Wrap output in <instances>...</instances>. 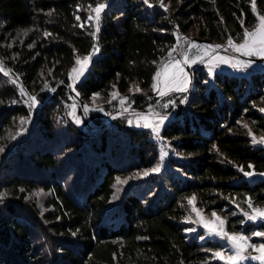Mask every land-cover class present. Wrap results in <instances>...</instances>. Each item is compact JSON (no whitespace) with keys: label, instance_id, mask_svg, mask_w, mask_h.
<instances>
[{"label":"trees","instance_id":"trees-1","mask_svg":"<svg viewBox=\"0 0 264 264\" xmlns=\"http://www.w3.org/2000/svg\"><path fill=\"white\" fill-rule=\"evenodd\" d=\"M149 2L0 0V62L26 89L0 72V264H223L213 255L222 244L193 208L215 212L229 232L264 231V221L241 224L247 201L264 208V144L252 142L264 136V71L184 66L192 92L161 97L152 88L180 40H202L190 56L229 37L242 42L258 22L252 0H162L167 10ZM97 3L106 5L98 32L88 20ZM256 10L264 15V0ZM89 55L74 91L69 73ZM96 93L109 98L106 113L85 114ZM150 109L171 115L159 141L129 123L130 112ZM160 143L170 151L165 163ZM157 164L159 172L142 175Z\"/></svg>","mask_w":264,"mask_h":264},{"label":"snow or ice","instance_id":"snow-or-ice-1","mask_svg":"<svg viewBox=\"0 0 264 264\" xmlns=\"http://www.w3.org/2000/svg\"><path fill=\"white\" fill-rule=\"evenodd\" d=\"M144 4H146L149 8L153 7V5L149 2V0H143ZM160 6L164 7L165 10H167L166 5L163 4L162 0H160ZM91 9V12L94 13V17L92 15H89L88 20H95L97 27L96 32L99 31V21L101 18V13L105 9L106 5L104 3H97V5ZM252 10L253 13L256 14L257 23L255 26L249 30L248 28L244 29V32L241 37L240 43L234 42L232 37H229L227 40V46L232 49L233 52L240 53L242 56L247 57H261L264 58V15H260L257 13L256 10V0H252ZM51 15V13H49ZM80 18L77 16V20ZM244 22L241 21V25L243 27ZM84 25L81 24L80 27H83ZM96 32L92 33L93 39H96ZM25 35L27 32L24 33ZM44 35L47 37L50 35V33H44ZM178 41L180 40V37H177ZM188 44L191 48H197L200 49V46L196 45L192 41H188ZM31 47V45H30ZM221 47L220 45H209L206 49H204V55L208 54L209 49H215ZM99 49L94 45L93 46V52H97ZM176 51L175 46L169 51L168 59L162 64L160 70H158L153 77L155 83L152 85V88L154 90L159 91V95L161 97H164L168 94V92L172 91H178V92H185L188 90L189 85V75L187 72H185L184 65L191 66L192 64L197 63L198 61L203 63L204 62V56L203 55H195L190 56L187 52L182 53L183 59H174L172 56V53ZM91 60V55L85 56L83 58L77 57L76 64L79 67H73L71 72L69 73L70 79L73 81V84L78 81L83 75L85 69L88 67V64ZM221 63H227L230 64L233 68L243 69L248 68L251 64V61L249 60H240L230 57H219V56H212L208 60V64L212 66H218ZM211 67L209 68V73L211 74ZM0 72H4V74L7 76L10 73V70L5 69L2 62H0ZM12 83H16L15 80L11 81ZM163 85V87H160V85ZM47 87V84L45 85ZM135 91L139 92L141 91L139 87L135 89ZM20 92L22 95H26L23 88L20 89ZM99 93L94 94L93 99L99 97ZM116 94H113V98H115ZM127 98H122L121 103L123 104ZM31 103L29 104V107H34L37 103L36 98L30 96L28 98ZM28 103V101H25ZM181 103H184V100L182 99L180 101ZM12 103H16V101H12ZM159 103V101L157 102ZM173 102L170 100L168 103H165L162 105L163 108H168L169 104H172ZM127 110V109H125ZM85 114H87L88 107L87 105L84 106ZM262 112H264V109H261ZM74 115V114H73ZM156 115L159 116L158 121L153 122L152 119H150V116ZM138 119H141L144 121L143 127L144 128H150L154 139L161 140L160 136V130L161 126L164 124V121L167 119L166 116H160L159 113H152V110H149L148 115H139ZM79 123L80 121L77 119L76 121ZM131 123V121H129ZM139 126V125H138ZM247 127V125H245ZM249 135H252L251 131H249ZM253 144H264V136L257 139L255 136L252 137ZM167 145H162L160 152V160L163 161L164 157L168 154L165 150ZM4 149L0 148V152H2ZM249 167H252L249 165ZM242 170V169H241ZM160 171V164H157L154 168L145 170L142 175L147 176L150 172H159ZM141 175V174H138ZM245 176H252V172H244ZM259 175L264 176V173H260ZM126 181L120 180V178H117V184L125 183ZM119 190V189H118ZM23 191V189H21ZM41 193H36L37 196H39ZM3 195V194H0ZM195 200V197L189 198V204H192ZM249 208L251 209V212L245 211L243 212V216L245 217L244 220L241 221V224H244L246 221H253L256 222L258 220H264V208L254 207L251 203V201H247ZM193 211L196 212L197 215V222L200 223L202 226H204L206 229H208V234L218 237L221 241H226L227 249L226 252L223 248L221 250H217L213 253L215 258L221 259L225 262V264H243L246 260H253V261H260V264H264V243H261L259 245H256L255 243H251L252 237H260L264 238V231H255L252 233L251 236L242 234L240 232H229L226 230V220L224 218H221L218 216L215 212L212 213L213 220L209 221L205 219L199 210L193 208ZM187 232H195V228H188L186 229ZM75 235V233H73ZM205 237L201 236L200 239L203 240ZM257 252L258 255H251L250 251Z\"/></svg>","mask_w":264,"mask_h":264},{"label":"rangeland","instance_id":"rangeland-1","mask_svg":"<svg viewBox=\"0 0 264 264\" xmlns=\"http://www.w3.org/2000/svg\"><path fill=\"white\" fill-rule=\"evenodd\" d=\"M94 17V16H93ZM94 20V19H93ZM188 41H192V42H194V40H191V39H182V40H180L179 41V43H178V45H177V48H176V51H178L180 54H181V60L183 59V57H182V53L183 52H187L188 54H189V50L191 49V47L189 46V44H188ZM195 43V42H194ZM196 45H197V42L195 43ZM207 47H201V50H200V53H201V55H203L204 56V62L203 63H201V62H197V63H195V64H192L191 66H188V65H184V66H186L190 71L192 70V69H194V67H196V65H199V66H204L205 67V69L209 72V68L211 67V75H213L214 73H227L228 74V68L229 69H231V70H233L234 72H239V73H242V74H248V73H253V72H257V71H264V58H261V57H256V56H253V57H247V56H242L240 53H237V52H233L232 51V49L231 48H229L228 46H223V47H219V48H215V49H209L208 50V54L207 55H204V49H206ZM173 56V58L174 59H176L175 57H177L175 54H173L172 55ZM212 56H219V57H230V58H235V59H240V60H249V61H251V64H250V66L248 67V68H243V69H238V68H233L230 64H227V63H221V64H219L218 66H212V65H209L208 64V60H209V58L210 57H212ZM90 63H91V60H90V62H89V64H88V67L85 69V71H84V75L78 80V81H76L74 84H73V81L71 80V85H70V87H71V89L72 90H74V91H76V89H75V84H77V83H79V82H81L82 80H83V78L85 77V75H86V73H87V71H88V69H89V67H90ZM77 67H79L78 65H77ZM8 70V69H7ZM192 72V71H191ZM3 75H5L4 74V72H1ZM240 75V74H239ZM6 76V75H5ZM7 77L12 81V80H15L16 81V83H13L14 85H16V86H18L20 89L21 88H23L24 90H26L25 88H24V86H23V84H22V82L20 81V79L18 78V76H15V75H11L10 73H9V75H7ZM192 90H193V86H192V84L190 83L189 84V86H188V90H187V92H192ZM33 97V96H32ZM94 97V96H93ZM93 97H92V101H93V103H89V105H87V107H88V111H87V113H89L90 111H92V110H95V111H100V112H102V113H106V110H105V105L104 104H106V103H108L109 102V98L108 97H100V95H99V97L98 98H96L95 100L93 99ZM121 99L122 98H120V99H118V103L120 104V106L122 105V106H125L126 105V107H125V109H127L126 111H128L129 112V110H130V105L129 104H127V99L125 100V102L122 104L121 103ZM37 101V100H36ZM39 102H37L36 103V105H35V107L36 108H39ZM141 114H143V115H148L149 113H136V112H130V118H129V121H131V123H130V125L131 126H133V127H135V128H138V129H145V130H149L151 133H152V131H151V129L150 128H144L143 127V124H144V121L143 120H141V119H138V116L139 115H141ZM160 116H162V115H160ZM163 116H166L167 117V119L164 121V124L162 125V126H164L168 121H169V117L171 116V115H163ZM113 118V116L112 117H109L108 118V122H110L111 121V119ZM150 119H152L153 120V122H155V121H158V119H159V116H156V115H152V116H150ZM139 125V126H138ZM161 126V127H162ZM152 135H153V133H152ZM153 137H154V135H153ZM156 140V139H155ZM158 141V140H157ZM161 142V141H160ZM163 144H161L160 143V149H161V146H162ZM166 151H167V155L164 157V159H163V161H162V163H165V161H166V158H167V156L169 155V153H170V151H169V149L166 147V149H165ZM161 153V152H160ZM202 215V214H201ZM205 219H207V220H209V221H211V220H213L214 218L212 217V216H210V217H205L204 215H202ZM198 220V218H197V215H196V221ZM264 220H258V221H256V222H253V221H250V222H252L253 224H258V223H260V222H263ZM197 224L201 227V228H203L204 229V231L206 232V236H208V237H210V238H212L214 241H218V242H220L221 244H222V246H223V249L227 252L228 251V249H227V245H226V241H221L218 237H215V236H212V235H209L208 234V229H206L204 226H202L200 223H198L197 222ZM257 238H260V237H257ZM261 239H264V238H261ZM256 245H259V244H256ZM250 251V253H251V255H258V253L257 252H252L251 250H249ZM218 259V258H217ZM218 260H220L223 264H225V262L223 261V260H221V259H218ZM243 264H260V261H253V260H246V261H244L243 262Z\"/></svg>","mask_w":264,"mask_h":264},{"label":"crops","instance_id":"crops-1","mask_svg":"<svg viewBox=\"0 0 264 264\" xmlns=\"http://www.w3.org/2000/svg\"><path fill=\"white\" fill-rule=\"evenodd\" d=\"M228 73L229 74H233V75H238V76H240V75H245V76H249L251 73H248V74H242V73H239V72H234L233 70H231V69H229L228 68ZM240 74V75H239ZM264 177V176H263ZM208 237V236H207Z\"/></svg>","mask_w":264,"mask_h":264},{"label":"water","instance_id":"water-1","mask_svg":"<svg viewBox=\"0 0 264 264\" xmlns=\"http://www.w3.org/2000/svg\"><path fill=\"white\" fill-rule=\"evenodd\" d=\"M194 41H196V42H202V40H194Z\"/></svg>","mask_w":264,"mask_h":264},{"label":"built area","instance_id":"built-area-1","mask_svg":"<svg viewBox=\"0 0 264 264\" xmlns=\"http://www.w3.org/2000/svg\"><path fill=\"white\" fill-rule=\"evenodd\" d=\"M196 43V41H194ZM39 107H40V104H39Z\"/></svg>","mask_w":264,"mask_h":264}]
</instances>
